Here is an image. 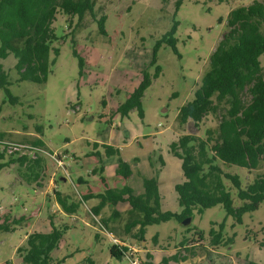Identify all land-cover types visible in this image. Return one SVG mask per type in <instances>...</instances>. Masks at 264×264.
Wrapping results in <instances>:
<instances>
[{
	"label": "rangeland",
	"instance_id": "1",
	"mask_svg": "<svg viewBox=\"0 0 264 264\" xmlns=\"http://www.w3.org/2000/svg\"><path fill=\"white\" fill-rule=\"evenodd\" d=\"M176 1L97 0L94 16L85 14L81 20L77 17L69 20L59 14L53 24L57 40L51 43L59 54L55 58L50 53L55 63L43 85L17 83L16 60L13 56L0 59V66L11 82L9 92L17 100L11 103L0 89V133L7 145L0 144V151L6 150L5 161L8 154L12 159L37 154L44 163L41 181L44 187L21 182L17 163L0 171V217L9 216L10 221L24 219L13 231L0 234V264H19L15 250L25 236L33 231L47 232L51 223L55 227H68L51 253L54 260L64 259V264H130L126 257L117 260L110 256V234L100 227L99 218L94 220L88 211L91 206L85 208L81 203L75 215L61 214L52 193L58 184L60 192L80 201L78 194L87 188L102 192L115 186L122 181L114 175L118 158L130 165L133 176L128 184L136 194L143 192L145 178L157 177L160 211L180 214L174 188L184 178L181 163L170 154L169 146L181 134L204 137L205 131L214 128L216 122L209 116L199 129L194 128L191 120L181 127L178 113L199 88L209 57L227 30L228 14L251 1L182 0L177 10ZM101 15L106 16V36L98 32L96 20ZM174 27L175 50L163 45L156 64L149 67L155 43ZM71 33L78 53L86 61L82 77L72 53V37H65ZM259 61L264 70V55ZM156 66L161 72L152 79L142 98L143 118L137 110L124 118L116 114L122 95L137 87L143 71L153 74ZM117 90L121 93L114 96ZM38 138L44 147L35 149L31 143ZM95 143L99 145L96 149ZM102 145L117 148L119 157H103ZM96 150L104 160L103 181L90 173L101 166L90 156ZM222 170L238 176L244 189L257 174L264 172V166L253 172L230 165L222 166ZM52 175L53 182L48 186ZM60 178H65V182ZM78 179L86 184H79ZM224 182L234 207H239L237 191L228 181ZM128 208V204L116 206L122 214ZM111 211L112 208L105 207L102 216H109ZM212 230L220 233L224 242L230 241V245L223 244L209 252L203 264H245L246 260L264 264V249L258 247V242L264 240V202L256 211L243 214L240 222L228 216L220 205L202 214L194 209L187 225L173 219L148 226L142 244L144 249L156 253L163 250L171 254L175 250L170 257H181L185 254L179 247L181 243H192L200 233L202 244L207 245ZM125 243L144 259L138 243L130 240Z\"/></svg>",
	"mask_w": 264,
	"mask_h": 264
},
{
	"label": "trees",
	"instance_id": "2",
	"mask_svg": "<svg viewBox=\"0 0 264 264\" xmlns=\"http://www.w3.org/2000/svg\"><path fill=\"white\" fill-rule=\"evenodd\" d=\"M246 7L231 10L227 17V30L222 35L209 57L208 68L203 74L199 88L194 92L193 99L180 108L178 122L181 127L191 120L195 129H199L204 120L211 116L216 125L205 131L204 137L181 134L170 144L169 152L181 163L183 182L174 188L180 214L160 211V195L157 177L143 180V192L136 194L126 183L104 189L97 194H86L80 201L71 196H65L53 190L56 202L64 214L69 216L77 213L81 203L96 200L97 204L89 209L90 214L99 218L100 227L116 238L120 245H109L112 258L121 260L129 252L125 241L131 240L138 245L145 241L148 226L159 225L173 219L182 222L192 216V210L198 214L205 210L222 206L228 216L240 222L245 213L256 211L264 202V172L257 174L251 184L241 188L238 176L224 173L222 166L230 165L244 168L249 172L258 171L264 166V70L259 58L264 55V0H250ZM182 0L175 2L176 10ZM97 0H0V59L13 56L16 60L14 71L17 83L29 82L43 85L52 72L55 58L59 54L51 43L57 40L53 24L59 14L72 20H81L85 14L94 16ZM98 32L106 36V16L101 15L96 20ZM177 25V23H176ZM175 27L164 34L154 45L149 67L156 64L157 53L163 46L175 50ZM66 36H71L72 33ZM72 53L78 60L79 76L84 75L85 59L78 53L76 42L72 37ZM53 52L55 58L50 59ZM160 67H155L151 74L149 70L142 72L141 81L132 92L124 93L123 101L117 103L115 110L122 118L137 110L143 118L142 98L151 85L152 79L160 74ZM9 75L0 66V89L6 93L11 103L17 100L10 94ZM113 94L118 96L119 90ZM105 105V101H103ZM4 134L0 133V144ZM5 145V144H4ZM35 149L44 147L38 138L31 143ZM97 144H94L95 149ZM7 147V145H5ZM104 156L119 157V150L109 145H102ZM33 149V148H32ZM6 150L0 151V171L12 164H19L18 175L21 182L37 187H44V163L37 154L32 158L21 156L5 161ZM101 164V154H90ZM160 160V159H159ZM161 165L162 161L160 160ZM102 167L95 169L101 180ZM115 176L127 181L132 177L130 165L118 158ZM81 180V179H79ZM228 181L235 189L240 206L233 205L230 190L226 187ZM118 204H128L124 214L116 209ZM112 208L111 214L102 216L105 207ZM9 217V216H8ZM7 216L0 217V234L13 231L14 227L23 221L9 220ZM116 223H121L117 226ZM47 232L33 231L27 234L23 242L16 248L15 256L19 264H64L65 260L56 261L51 253L57 249L67 226L55 227ZM197 240L179 246L185 251L181 257L174 255L162 261V264H203L209 249L230 245L224 242L222 235L215 231L210 233V242L202 244V235L196 234ZM98 239V235H95ZM258 247L264 249V240L258 242ZM150 259V255H146ZM147 259H141V264H147ZM245 264H256L245 261Z\"/></svg>",
	"mask_w": 264,
	"mask_h": 264
},
{
	"label": "crops",
	"instance_id": "3",
	"mask_svg": "<svg viewBox=\"0 0 264 264\" xmlns=\"http://www.w3.org/2000/svg\"><path fill=\"white\" fill-rule=\"evenodd\" d=\"M99 146V145H98ZM98 146H97V148H98ZM93 148H95V147H93ZM95 152H97V150L95 151ZM93 153V152H92ZM103 157H105L104 155H103ZM112 157V156H111ZM106 158V157H105ZM101 166L100 167H102V171H101V176H102V172H103V166H102V164H103V158H102V155H101ZM117 165V164H116ZM99 168V167H98ZM98 168H96V169H98ZM115 168H116V166H115ZM95 170V169H94ZM94 170H92L90 173L91 174H94L93 173V171ZM98 176H100L99 174H97ZM115 175V174H114ZM132 176H133V174H132ZM54 177V175H52V177H50V180H49V183H48V186H50L51 184H52V182H53V178ZM117 177V176H116ZM101 178V177H100ZM119 178V177H118ZM132 178V177H131ZM131 178L130 179H128L126 182L125 181H118V184H122V183H126L127 185H129L128 184V181L129 180H131ZM62 181H64L65 182V178H60ZM64 179V180H63ZM121 179V178H120ZM78 183L79 184H83V185H85L86 184V182L84 181V180H79L78 179ZM118 184H116V185H118ZM115 185V186H116ZM115 186H113V187H115ZM108 188V187H107ZM107 188H105V189H107ZM112 188V187H111ZM88 190L87 191H84L82 194L80 193V194H78L79 196H80V199H81V197L82 196H84V195H86V194H89V193H91V194H97V193H99V191L98 192H94V191H92L90 188H87ZM53 190H55V191H58V192H60V190H59V187H58V184H56V186L54 187V189ZM53 190H52V193L54 194V192H53ZM61 194H63V195H65V196H71L70 194L68 195L67 193H63V192H60ZM142 192H140L139 194H141ZM138 194V193H137ZM97 204V201L96 200H94V199H92V200H89L88 202H86V203H83V205L85 206V208L87 207V206H91V207H93L94 205H96ZM90 207V208H91ZM89 208V209H90ZM58 211H59V209H58ZM89 211V210H88ZM61 214L63 213L62 211H59ZM90 212V211H89ZM75 215V214H74ZM73 216V215H72ZM94 218V220H96V218L95 217H93ZM131 241V240H130ZM132 242V241H131ZM143 246V248H141V247ZM139 247H140V249H142L141 250V252H143V255H145V259H147V257H146V255L147 254H149L151 257H150V259L148 258L147 259V261H148V263H152V264H160V263H162V261L164 260V259H166V258H169L170 257V255L172 254H175L174 252H175V250H174V252H172L171 254H166L165 253V251H163V250H159L157 253L155 252V251H150V250H146V249H144V245L143 244H141ZM211 251H214V250H212V249H209V252H211ZM169 264H175L173 261H170V263ZM256 264H258V263H256Z\"/></svg>",
	"mask_w": 264,
	"mask_h": 264
},
{
	"label": "built area",
	"instance_id": "4",
	"mask_svg": "<svg viewBox=\"0 0 264 264\" xmlns=\"http://www.w3.org/2000/svg\"><path fill=\"white\" fill-rule=\"evenodd\" d=\"M0 210H1V208H0ZM110 235H109L110 244H112V245H120L121 244L116 238H114L113 236L111 237ZM125 244H123V245H125ZM125 246L128 247V249H129V252L126 255V258L128 259L129 263L130 264H141L142 263V261H141L142 257H140L138 255V252L136 250L132 249L130 247V245H125Z\"/></svg>",
	"mask_w": 264,
	"mask_h": 264
},
{
	"label": "water",
	"instance_id": "5",
	"mask_svg": "<svg viewBox=\"0 0 264 264\" xmlns=\"http://www.w3.org/2000/svg\"><path fill=\"white\" fill-rule=\"evenodd\" d=\"M63 180H64V179H63ZM190 221H191L190 218H186L185 220H183V224H184V225H187V224L190 223Z\"/></svg>",
	"mask_w": 264,
	"mask_h": 264
}]
</instances>
